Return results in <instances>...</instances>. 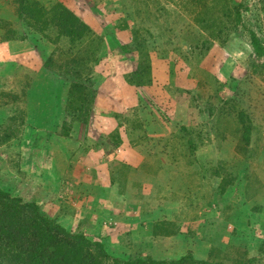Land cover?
<instances>
[{
    "label": "rangeland",
    "instance_id": "rangeland-1",
    "mask_svg": "<svg viewBox=\"0 0 264 264\" xmlns=\"http://www.w3.org/2000/svg\"><path fill=\"white\" fill-rule=\"evenodd\" d=\"M66 3L0 0V188L89 241L60 264H264V0Z\"/></svg>",
    "mask_w": 264,
    "mask_h": 264
},
{
    "label": "trees",
    "instance_id": "trees-1",
    "mask_svg": "<svg viewBox=\"0 0 264 264\" xmlns=\"http://www.w3.org/2000/svg\"><path fill=\"white\" fill-rule=\"evenodd\" d=\"M239 17L237 13L236 21L239 20ZM82 26L85 25L82 24ZM251 43L256 53L262 55L263 48L254 34ZM0 236L12 239L11 242L15 243V245H10L11 249L5 254L6 264H60L57 260L58 256L55 254L54 244L56 241L73 244L74 240H79L82 244H90L80 234L71 233L59 222L45 215L35 201H24L21 197L11 196L8 191L2 188H0ZM94 246L101 250L103 247L100 243H94ZM50 248L53 249L50 251L51 254L44 255L42 250L44 249L45 252ZM95 258L96 255L92 251H87L80 264H103L102 261H97ZM184 260V256L177 260L143 259L141 257L131 260L114 258L112 264H181ZM238 263L243 264L242 262Z\"/></svg>",
    "mask_w": 264,
    "mask_h": 264
},
{
    "label": "crops",
    "instance_id": "crops-1",
    "mask_svg": "<svg viewBox=\"0 0 264 264\" xmlns=\"http://www.w3.org/2000/svg\"><path fill=\"white\" fill-rule=\"evenodd\" d=\"M37 1L47 5V0H37ZM62 1H67L66 5H68L70 2L72 3L74 0H62ZM7 42L13 43L14 46H21V44L24 43L22 40H16V39L14 40V39H12L10 41L9 40L5 41V43H3V44L7 45ZM6 45H4V48L2 49V56H3L4 61L5 60L6 61L15 60L16 64H18L19 67L22 66V70L23 71H25V70H27V71H31L32 70L33 71V69H35V68H33V65H32L33 61L35 60V58H34L35 56L33 54V53H35V50L30 51L28 49L27 51L26 50L24 51L23 49H16L14 51V53H11V51H8V48H7ZM5 46H6V48H5ZM23 65H24V67H23ZM2 71L3 72H1V73L5 72L4 70H2ZM108 75H110V74H108ZM110 77L112 79H111V83L110 82L109 83L112 84L113 86H115L116 75H111ZM28 80H30V78H28ZM106 87H108V86L106 85ZM31 90L33 91V88H28L27 90H24V92L27 93L26 98H25V102L27 101V104L31 103V100L33 99V97L28 96V93ZM20 92H23V91L20 89ZM34 100H35V98H34ZM190 201H191L190 198L188 199V198L183 197V198H179L178 200L169 201L168 203H166L167 205L168 204H173V206H174L172 211H173V213H175L177 215L171 213V216L173 215L172 218H175L176 216L180 217L181 215H183L185 213L184 210H182L183 206L185 205V203H189ZM258 203L263 205L264 202H263V200H260ZM242 204H243V202H242ZM260 210H261V212L264 211V205H263V207ZM166 214H167V217H165V218L167 219L170 216H168L169 212L165 210V215ZM174 221H176V220L174 219ZM176 223L179 224L180 228H185V223H187V221H181L180 220V221H176ZM226 232H227L226 228H222L221 224L219 226L215 225L214 228L212 229V233L213 234H211V236L209 237V241H207L208 244H209V247H211V244L214 241L215 242H219L218 239H216V238H220V237H218L219 235L222 236V239H223V240H220V241H224V239L227 238V233ZM173 236H175V235H173ZM212 237H214L215 239H213ZM167 238H169V237H167ZM160 246L163 247L162 245H160ZM219 248H222V246H219ZM205 250H208V249L205 248ZM215 251L218 252L217 249H215ZM250 264H254V263L251 262Z\"/></svg>",
    "mask_w": 264,
    "mask_h": 264
}]
</instances>
